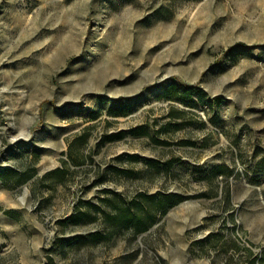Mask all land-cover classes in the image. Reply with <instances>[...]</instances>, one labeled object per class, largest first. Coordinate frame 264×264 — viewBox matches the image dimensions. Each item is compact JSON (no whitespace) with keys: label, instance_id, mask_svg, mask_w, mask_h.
I'll list each match as a JSON object with an SVG mask.
<instances>
[{"label":"rangeland","instance_id":"374dc122","mask_svg":"<svg viewBox=\"0 0 264 264\" xmlns=\"http://www.w3.org/2000/svg\"><path fill=\"white\" fill-rule=\"evenodd\" d=\"M0 264H264V0H0Z\"/></svg>","mask_w":264,"mask_h":264}]
</instances>
